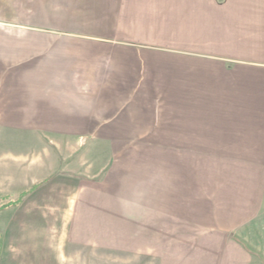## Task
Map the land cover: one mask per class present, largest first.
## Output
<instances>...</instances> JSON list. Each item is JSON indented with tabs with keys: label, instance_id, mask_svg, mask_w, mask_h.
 Returning <instances> with one entry per match:
<instances>
[{
	"label": "crops",
	"instance_id": "crops-1",
	"mask_svg": "<svg viewBox=\"0 0 264 264\" xmlns=\"http://www.w3.org/2000/svg\"><path fill=\"white\" fill-rule=\"evenodd\" d=\"M31 6L0 26V125L94 148L93 225L175 264H264V1Z\"/></svg>",
	"mask_w": 264,
	"mask_h": 264
},
{
	"label": "rangeland",
	"instance_id": "rangeland-1",
	"mask_svg": "<svg viewBox=\"0 0 264 264\" xmlns=\"http://www.w3.org/2000/svg\"><path fill=\"white\" fill-rule=\"evenodd\" d=\"M19 1L26 23L31 0ZM16 2L0 0V26L15 25ZM4 128L0 125V207L38 187L18 206L0 210V264H175L165 258L158 236L116 235L87 218L102 202L98 189L112 186V178L95 177L94 162L89 176L79 173L81 154L94 148L55 145L54 132Z\"/></svg>",
	"mask_w": 264,
	"mask_h": 264
},
{
	"label": "trees",
	"instance_id": "trees-1",
	"mask_svg": "<svg viewBox=\"0 0 264 264\" xmlns=\"http://www.w3.org/2000/svg\"><path fill=\"white\" fill-rule=\"evenodd\" d=\"M37 187V185H34L31 189L21 192L17 198L10 200L8 203L2 204L0 210H4L12 206H18L23 201L24 196L30 191L35 190Z\"/></svg>",
	"mask_w": 264,
	"mask_h": 264
}]
</instances>
